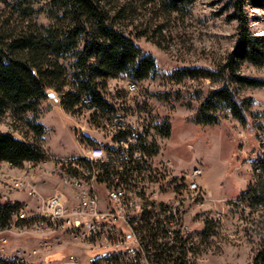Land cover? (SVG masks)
Wrapping results in <instances>:
<instances>
[{"label": "rangeland", "instance_id": "rangeland-1", "mask_svg": "<svg viewBox=\"0 0 264 264\" xmlns=\"http://www.w3.org/2000/svg\"><path fill=\"white\" fill-rule=\"evenodd\" d=\"M232 1L198 0L171 14L159 7H143L133 19L125 20L137 45L155 59L156 72L141 82L125 74L110 79L103 95L114 108L104 116L86 108L67 112L62 95L54 89L47 91L37 113L14 115L8 111L0 116V132L40 147L50 160L81 157L93 146H112V118L124 119L135 131L148 122L153 166L169 171L162 181L160 199L169 202L176 194L188 195L181 183L189 182L196 170L200 171L196 180L212 194L211 199H187L185 203L189 264H253L257 253L264 251V208L239 202L262 173L256 167L264 160V88L239 90L241 98L253 100V118L247 125L227 110L217 114V125H197L194 117L199 105L220 84L181 78L180 73L184 68L215 67L232 52L238 34ZM246 14L249 30L264 35V0L262 7L248 5ZM8 20L15 22L17 17L0 4V24ZM35 20L49 23L44 13ZM240 71L264 79V65L246 63ZM131 85L137 91H131ZM29 122L42 125L43 133L36 134ZM166 126L169 136L163 134ZM54 172L50 161L22 168L1 163L0 201L19 203L29 218L55 194L64 193L65 205L72 207L76 202L71 189ZM16 180H26L31 186L15 189L12 182ZM34 190L40 198L31 194ZM20 222L14 218L0 232L1 257L23 258L27 264H71V256L86 261L100 253L67 236L44 237L46 244L41 245L34 231H23Z\"/></svg>", "mask_w": 264, "mask_h": 264}, {"label": "trees", "instance_id": "trees-1", "mask_svg": "<svg viewBox=\"0 0 264 264\" xmlns=\"http://www.w3.org/2000/svg\"><path fill=\"white\" fill-rule=\"evenodd\" d=\"M196 1L0 0L17 17L15 22L8 20L0 24V116L8 111L14 115L37 113L49 89L62 95L63 107L69 113L86 108L106 115L114 108L103 95L110 79L125 74L141 82L156 72L155 59L137 45L134 33L123 22L133 19L143 7H159L171 14ZM36 3L42 6L37 7ZM230 5L234 10L232 18L238 20L232 52L215 67L184 68L180 72L181 78L207 79L220 84L199 105L194 117L197 125H217L220 122L217 114L226 110L242 125H247L253 118V100L241 98L239 90L264 88V79L240 71L246 63L264 65V35L249 30L246 14L248 5L262 7L263 0H233ZM41 13L49 20L48 24L35 20ZM28 124L36 134L43 133L42 125ZM163 134L169 136L170 127L163 128ZM46 159L40 147L11 133L0 132V164L21 167L25 162ZM256 169L262 171L257 183L239 202L251 208H264V160ZM19 208L17 202L0 201L1 228L9 225ZM187 243L185 239L179 250L161 248L154 262L189 264ZM0 264L26 263L0 256ZM253 264H264V251L257 253Z\"/></svg>", "mask_w": 264, "mask_h": 264}, {"label": "built area", "instance_id": "built-area-1", "mask_svg": "<svg viewBox=\"0 0 264 264\" xmlns=\"http://www.w3.org/2000/svg\"><path fill=\"white\" fill-rule=\"evenodd\" d=\"M130 90L137 91V87L131 85ZM147 123L135 131L124 119L112 118V146H93L81 157L25 162L20 168L53 162L55 176L71 189L76 204L66 206L65 194H55L30 218L19 208L0 232L18 218L20 228L34 231L41 245L46 244L44 237L67 236L100 252L86 261L71 256V264H156L154 257L161 248L179 250L188 231L186 200L211 199L212 194L202 189L196 170L189 182L181 183L188 195L176 194L169 202L160 199L162 181L169 171L153 166ZM29 183L17 180L13 186L21 190L31 186ZM34 193L38 195L37 190ZM8 260L25 262L19 257Z\"/></svg>", "mask_w": 264, "mask_h": 264}, {"label": "bare ground", "instance_id": "bare-ground-1", "mask_svg": "<svg viewBox=\"0 0 264 264\" xmlns=\"http://www.w3.org/2000/svg\"><path fill=\"white\" fill-rule=\"evenodd\" d=\"M14 178V177H13ZM10 181V180H9ZM11 182V181H10ZM13 185H17V180L15 182H12ZM10 187V186H9ZM7 258V257H6Z\"/></svg>", "mask_w": 264, "mask_h": 264}, {"label": "water", "instance_id": "water-1", "mask_svg": "<svg viewBox=\"0 0 264 264\" xmlns=\"http://www.w3.org/2000/svg\"><path fill=\"white\" fill-rule=\"evenodd\" d=\"M50 96H51V97H53V96H54V94H53V93H51V94H50Z\"/></svg>", "mask_w": 264, "mask_h": 264}, {"label": "crops", "instance_id": "crops-1", "mask_svg": "<svg viewBox=\"0 0 264 264\" xmlns=\"http://www.w3.org/2000/svg\"><path fill=\"white\" fill-rule=\"evenodd\" d=\"M97 142V141H96ZM74 156V155H73ZM77 156V155H76ZM68 157H72V156H68Z\"/></svg>", "mask_w": 264, "mask_h": 264}]
</instances>
